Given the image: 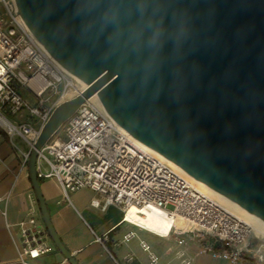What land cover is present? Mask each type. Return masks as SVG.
I'll use <instances>...</instances> for the list:
<instances>
[{
	"label": "water",
	"instance_id": "1",
	"mask_svg": "<svg viewBox=\"0 0 264 264\" xmlns=\"http://www.w3.org/2000/svg\"><path fill=\"white\" fill-rule=\"evenodd\" d=\"M14 2L37 41L87 85L54 110L28 162L48 237L71 264L37 158L95 95L123 132L264 221V0Z\"/></svg>",
	"mask_w": 264,
	"mask_h": 264
},
{
	"label": "built area",
	"instance_id": "2",
	"mask_svg": "<svg viewBox=\"0 0 264 264\" xmlns=\"http://www.w3.org/2000/svg\"><path fill=\"white\" fill-rule=\"evenodd\" d=\"M79 90L77 80L27 28L14 0H0V135L18 137L27 146L22 151L12 142L24 167L54 110L69 94L79 96ZM62 128L64 137L50 140L38 152L37 176L55 180L67 199L71 193L90 190L103 198L105 206L119 208L127 222L132 209L143 216L145 211L163 210L189 225L173 227L170 236L177 237L179 245H184L185 237L199 246L200 254L214 259L232 264L264 263V243L255 242L246 224L164 160L144 150L94 105L86 101ZM37 216L32 207L28 218L18 224L21 264H39L42 256L56 249ZM135 238L133 232L125 236L126 241ZM210 238L214 239L212 245L207 244ZM139 246L148 264H163L148 242L142 240Z\"/></svg>",
	"mask_w": 264,
	"mask_h": 264
},
{
	"label": "crops",
	"instance_id": "3",
	"mask_svg": "<svg viewBox=\"0 0 264 264\" xmlns=\"http://www.w3.org/2000/svg\"><path fill=\"white\" fill-rule=\"evenodd\" d=\"M15 139L22 141L0 135V264H21L18 224L28 218L32 207L37 210L39 222H43L28 166H23L22 157L12 145H16ZM20 149L28 150L27 146ZM40 184L53 229L77 264H148L147 255L139 246L142 240L150 244L163 264H232L200 254L199 246L185 237L181 246L177 237L170 236L171 232L166 236L156 234L131 221L129 214V222L125 221L119 208L105 206L103 198L90 190H86L89 201L85 203L75 193L67 199L55 180H41ZM130 232L136 238L126 241ZM38 263L71 264L57 248Z\"/></svg>",
	"mask_w": 264,
	"mask_h": 264
},
{
	"label": "bare ground",
	"instance_id": "4",
	"mask_svg": "<svg viewBox=\"0 0 264 264\" xmlns=\"http://www.w3.org/2000/svg\"><path fill=\"white\" fill-rule=\"evenodd\" d=\"M75 79L77 80L78 84L80 85L79 94H81L84 90H86L87 85L85 83H83L81 80H79L77 78H75ZM74 97H75V95L69 94L66 97L67 99L65 101L71 100ZM88 103L94 105L101 112H103L105 115L110 117L107 114V112L104 109V107L101 105L100 101L98 100L97 95L91 97L88 100ZM138 143L148 153H150V154H152V155L164 160L178 175H180L181 177L185 178L190 184H192L197 190H199L206 197H208L211 200H213L215 202H218L222 206H224V209L227 212H229L231 215H233L234 217L238 218L241 222L246 224L250 228V230L252 231L253 235L264 239V221L260 220L259 218L255 217L254 215H252L249 212L245 211L244 209L239 207L237 204H235L231 200L225 198L224 196L220 195L218 192H216L213 189L209 188L205 184L195 180L194 178L189 176L187 173L182 171L180 168H178L176 165H174L173 163H171L168 160H166L161 155L156 154L155 152H153L152 150L148 149L146 146H144L140 142H138ZM128 214H129V219L131 221H133V222L145 227L146 229H148V230H150V231H152V232H154L156 234L163 235V236H166L170 232H172V229H173L174 226H176L177 228H186V227H188L187 223L181 221L180 219H174V218L169 217L167 215V213L165 211H163V210L145 211V214L143 216V215L138 214L135 209H132ZM128 214H127V216H128Z\"/></svg>",
	"mask_w": 264,
	"mask_h": 264
},
{
	"label": "rangeland",
	"instance_id": "5",
	"mask_svg": "<svg viewBox=\"0 0 264 264\" xmlns=\"http://www.w3.org/2000/svg\"><path fill=\"white\" fill-rule=\"evenodd\" d=\"M22 93H23V96L26 98V99H28V100H30L31 101V99H30V97L28 96V93L26 92V91H22ZM64 137V132H63V128H61V130H59L58 131V133L51 139V140H54V139H56V138H63ZM15 143H16V145L18 146V147H20V148H22V149H26V145L22 142V141H20V140H18V139H15ZM88 191H86V190H81V191H79V192H76L75 193V195L77 196V198H79V200H81L82 202H85V203H87L88 201H89V198H88V193H87ZM73 201H75V200H73ZM218 203V202H217ZM219 205H221L220 203H218ZM222 206V205H221ZM223 208H224V206H222ZM186 228H189V225H188V227H186ZM252 236H253V238H254V240H255V242L256 243H264V239H262V238H260V237H257V236H255V235H253L252 234Z\"/></svg>",
	"mask_w": 264,
	"mask_h": 264
},
{
	"label": "trees",
	"instance_id": "6",
	"mask_svg": "<svg viewBox=\"0 0 264 264\" xmlns=\"http://www.w3.org/2000/svg\"><path fill=\"white\" fill-rule=\"evenodd\" d=\"M39 181H41V180H39Z\"/></svg>",
	"mask_w": 264,
	"mask_h": 264
}]
</instances>
